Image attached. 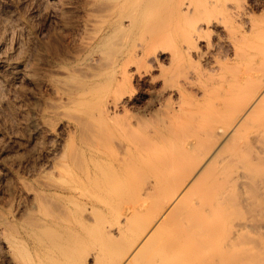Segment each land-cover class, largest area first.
I'll return each instance as SVG.
<instances>
[{
    "label": "bare ground",
    "instance_id": "bare-ground-1",
    "mask_svg": "<svg viewBox=\"0 0 264 264\" xmlns=\"http://www.w3.org/2000/svg\"><path fill=\"white\" fill-rule=\"evenodd\" d=\"M29 1L0 264H264V0Z\"/></svg>",
    "mask_w": 264,
    "mask_h": 264
},
{
    "label": "rangeland",
    "instance_id": "rangeland-1",
    "mask_svg": "<svg viewBox=\"0 0 264 264\" xmlns=\"http://www.w3.org/2000/svg\"><path fill=\"white\" fill-rule=\"evenodd\" d=\"M23 1V10L19 9L18 12L9 0H0L1 12L4 10L11 12V9H13V13L10 15L11 17L9 16L5 19L0 18V30H4V34L1 33L2 31H0V35H4L2 37L3 45H5L4 43L6 41V47L2 48L4 49V51H2L4 53H11L13 56H19L25 53V51L30 47L35 39L36 30L39 26L44 24L43 18H31L27 22L20 21L21 13L28 15L31 10V1ZM47 22L51 24V21ZM2 51L1 53H3ZM5 81V78L0 72V102L5 98V95H7V89H4L7 87V82ZM4 103L5 101L0 103V199L2 198L4 188L9 182V172L11 167L14 168V170L19 171L27 180H31L34 176L36 168L42 164L46 157L42 149H37L35 152L34 150L30 149L32 144L27 141V133L24 132L22 128L20 129L19 127H15V125L21 119L17 112V105H6V103ZM16 131L19 135L23 136L21 143L19 145L15 144V146H11L12 144L8 142L9 144L7 143L5 146L4 141L2 140L6 139L5 137H7L5 133L10 134L12 132L15 133ZM1 147H4L5 149H1ZM8 152H13L15 164L13 163L14 161H10V163H13L10 164L9 162H6L7 159H2L6 157L5 155Z\"/></svg>",
    "mask_w": 264,
    "mask_h": 264
}]
</instances>
